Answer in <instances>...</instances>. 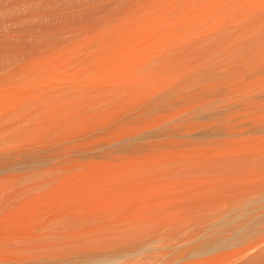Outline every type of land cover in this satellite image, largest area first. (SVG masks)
Returning a JSON list of instances; mask_svg holds the SVG:
<instances>
[{"label":"bare ground","instance_id":"bare-ground-1","mask_svg":"<svg viewBox=\"0 0 264 264\" xmlns=\"http://www.w3.org/2000/svg\"><path fill=\"white\" fill-rule=\"evenodd\" d=\"M160 243L264 256V0L1 1L0 264Z\"/></svg>","mask_w":264,"mask_h":264},{"label":"rangeland","instance_id":"rangeland-1","mask_svg":"<svg viewBox=\"0 0 264 264\" xmlns=\"http://www.w3.org/2000/svg\"><path fill=\"white\" fill-rule=\"evenodd\" d=\"M1 1H4V0H0V3H1ZM2 3H4V2H2ZM160 245H161V243L157 244V245L152 244V246L145 248V249H142V251L141 250L136 251L137 253L132 252L133 254H131L130 252H125V253L120 254L119 256H116V258H108V259H104V260H101L98 262H92V263H87V264H160V263H162L161 261H163L165 259V256H166V255L161 254V253H164V251H163L164 249L161 248ZM237 249H240V248H237V247L226 248L222 251V253H227L231 250H237ZM46 251L48 252V249ZM41 252L42 251L33 252L34 254L33 253L31 254V252H30V257L41 256V254H40ZM43 252L45 253L44 256H51L50 253L51 254L53 253L51 250H49L48 255H47V252H45V251H43ZM28 254H29V252H27L26 255L24 253L25 256H27ZM261 256L262 255H260L259 257L253 256L250 259H247L246 261L244 260V262H243V259H244L243 258L242 260L238 261L237 263H239V264H259V263L264 264L263 263L264 262V256H262L263 259L261 258ZM192 259L193 258H191V261H192ZM194 260H195V258H194ZM260 260H261V262H260ZM186 261H190V259L186 260Z\"/></svg>","mask_w":264,"mask_h":264}]
</instances>
